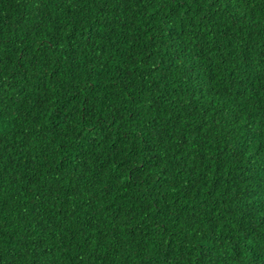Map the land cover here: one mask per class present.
<instances>
[{"label":"trees","instance_id":"1","mask_svg":"<svg viewBox=\"0 0 264 264\" xmlns=\"http://www.w3.org/2000/svg\"><path fill=\"white\" fill-rule=\"evenodd\" d=\"M0 264H264V0H0Z\"/></svg>","mask_w":264,"mask_h":264}]
</instances>
